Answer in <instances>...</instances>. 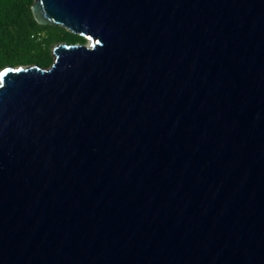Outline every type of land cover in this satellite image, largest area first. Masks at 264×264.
Listing matches in <instances>:
<instances>
[{"label":"water","instance_id":"water-1","mask_svg":"<svg viewBox=\"0 0 264 264\" xmlns=\"http://www.w3.org/2000/svg\"><path fill=\"white\" fill-rule=\"evenodd\" d=\"M49 65L0 68V264H264V0H32Z\"/></svg>","mask_w":264,"mask_h":264},{"label":"trees","instance_id":"trees-1","mask_svg":"<svg viewBox=\"0 0 264 264\" xmlns=\"http://www.w3.org/2000/svg\"><path fill=\"white\" fill-rule=\"evenodd\" d=\"M32 0H0V66L11 63L47 65L45 48L52 41L84 42L86 38L62 24L38 22L31 11ZM44 31L41 40L36 33Z\"/></svg>","mask_w":264,"mask_h":264},{"label":"rangeland","instance_id":"rangeland-1","mask_svg":"<svg viewBox=\"0 0 264 264\" xmlns=\"http://www.w3.org/2000/svg\"><path fill=\"white\" fill-rule=\"evenodd\" d=\"M43 34H44V31H40V32H38V33H36L35 35H36V39L37 40H41L42 39V37H43ZM58 41H60V40H56V41H52V42H50L48 45H45V48L47 49V51L49 52V54H50V60H49V62H48V64L47 65H49L50 64V62L52 61V59H53V46L56 44V42H58ZM32 63V62H31ZM23 64H30V62L29 63H23Z\"/></svg>","mask_w":264,"mask_h":264},{"label":"clouds","instance_id":"clouds-1","mask_svg":"<svg viewBox=\"0 0 264 264\" xmlns=\"http://www.w3.org/2000/svg\"><path fill=\"white\" fill-rule=\"evenodd\" d=\"M3 65H4V64H3ZM3 65H2V66H3ZM2 66H0V68H1Z\"/></svg>","mask_w":264,"mask_h":264}]
</instances>
